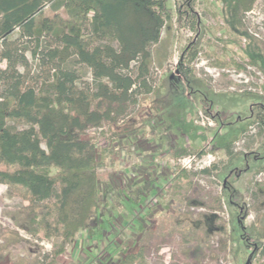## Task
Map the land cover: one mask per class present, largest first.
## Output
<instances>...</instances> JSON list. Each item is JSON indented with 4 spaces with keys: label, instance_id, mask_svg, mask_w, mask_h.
Listing matches in <instances>:
<instances>
[{
    "label": "rangeland",
    "instance_id": "1",
    "mask_svg": "<svg viewBox=\"0 0 264 264\" xmlns=\"http://www.w3.org/2000/svg\"><path fill=\"white\" fill-rule=\"evenodd\" d=\"M166 8L171 33L151 47L160 93L155 89L131 106L114 139L108 125L87 131L108 143L112 153L98 172L115 190L160 175L158 190L139 206L109 195L113 231L109 225L94 235L82 230L56 264H114L140 245L146 264H264V71L221 27L217 0H166ZM245 20L264 40V0ZM39 70L45 73V66ZM181 147L187 152L177 158ZM178 168L187 175L175 181ZM27 204L0 182V253L6 254L0 264H48L53 258L55 239L32 235L12 218ZM140 222L148 227L142 242Z\"/></svg>",
    "mask_w": 264,
    "mask_h": 264
},
{
    "label": "trees",
    "instance_id": "2",
    "mask_svg": "<svg viewBox=\"0 0 264 264\" xmlns=\"http://www.w3.org/2000/svg\"><path fill=\"white\" fill-rule=\"evenodd\" d=\"M217 2L225 20L221 27L264 71V40L245 20L257 0ZM172 26L166 0H0V62H6L0 67V182L28 201L13 213L18 226L55 239L48 264H56L82 230L94 235L109 225L113 231L109 195L139 206L158 190L160 175L115 190L98 172L112 153L108 143L87 131L108 125L113 138L130 107L157 90L151 47ZM196 54L197 49L191 59ZM181 70L189 71L182 65ZM186 152L177 148L174 156ZM186 173L178 168L174 180ZM147 228L140 222L137 241ZM5 258L0 253V263ZM114 264H146L145 246Z\"/></svg>",
    "mask_w": 264,
    "mask_h": 264
},
{
    "label": "built area",
    "instance_id": "3",
    "mask_svg": "<svg viewBox=\"0 0 264 264\" xmlns=\"http://www.w3.org/2000/svg\"><path fill=\"white\" fill-rule=\"evenodd\" d=\"M104 128H106V127H101V128H99V130H102V129H104Z\"/></svg>",
    "mask_w": 264,
    "mask_h": 264
}]
</instances>
